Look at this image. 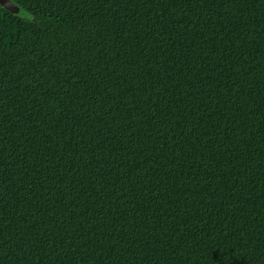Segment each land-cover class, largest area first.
Returning a JSON list of instances; mask_svg holds the SVG:
<instances>
[{
	"label": "trees",
	"instance_id": "16d2710c",
	"mask_svg": "<svg viewBox=\"0 0 264 264\" xmlns=\"http://www.w3.org/2000/svg\"><path fill=\"white\" fill-rule=\"evenodd\" d=\"M0 6V264H264V0Z\"/></svg>",
	"mask_w": 264,
	"mask_h": 264
},
{
	"label": "water",
	"instance_id": "95a60500",
	"mask_svg": "<svg viewBox=\"0 0 264 264\" xmlns=\"http://www.w3.org/2000/svg\"><path fill=\"white\" fill-rule=\"evenodd\" d=\"M0 6L14 13H17L19 10L18 6L15 5L11 0H0Z\"/></svg>",
	"mask_w": 264,
	"mask_h": 264
}]
</instances>
